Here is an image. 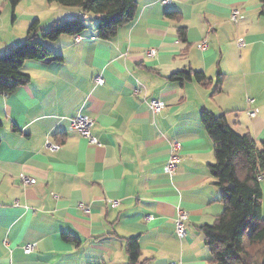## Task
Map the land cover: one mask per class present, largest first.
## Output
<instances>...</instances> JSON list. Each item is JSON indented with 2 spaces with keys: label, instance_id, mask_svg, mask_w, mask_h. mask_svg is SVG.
I'll use <instances>...</instances> for the list:
<instances>
[{
  "label": "crops",
  "instance_id": "crops-1",
  "mask_svg": "<svg viewBox=\"0 0 264 264\" xmlns=\"http://www.w3.org/2000/svg\"><path fill=\"white\" fill-rule=\"evenodd\" d=\"M236 8L243 15L238 21ZM260 8V0H138L134 19L100 38L94 14L79 7L45 0L13 7L0 0V54L25 40L35 20L48 28L57 20L92 18L81 33L39 35L54 54L26 60L30 81L0 92V264H130L132 236L144 264H211L202 225L214 224L225 206L210 171L216 144L201 112L226 114L237 132L264 142ZM173 11L178 19L168 15ZM189 67L211 84L170 78ZM219 73L222 90L215 92ZM96 75L105 82L97 84ZM152 98L166 107L155 113ZM253 108L258 114L251 117ZM79 113L95 119L98 143L69 128ZM175 139L181 159L167 172ZM47 141L61 147L52 150ZM22 174L36 181L25 182ZM179 207L189 213L183 239L175 227Z\"/></svg>",
  "mask_w": 264,
  "mask_h": 264
},
{
  "label": "trees",
  "instance_id": "trees-1",
  "mask_svg": "<svg viewBox=\"0 0 264 264\" xmlns=\"http://www.w3.org/2000/svg\"><path fill=\"white\" fill-rule=\"evenodd\" d=\"M15 7L20 0H8ZM66 6L79 7L97 19L96 30L100 38L113 37L118 28L136 15L138 0H48ZM260 14L264 17V0H260ZM169 16L178 19L177 12ZM81 17L57 20L48 28H41L35 20L28 29L25 40L0 54V92L10 93L30 81L24 71L26 60H44L54 53L37 37L54 40L61 34H77L87 28ZM185 27H180V37L186 40ZM62 58L60 55H55ZM179 82L196 80L204 85L211 78L203 71L183 68L171 74ZM223 74L217 77L215 92L222 90ZM201 120L216 144V161L210 171L222 189L224 212L214 224H204L202 229L211 253V264H264V216L262 208L264 179V142L258 145L249 133L237 132L228 122L226 114L216 115L203 108ZM2 120L0 119V126ZM130 264H144L140 259L138 236L127 239Z\"/></svg>",
  "mask_w": 264,
  "mask_h": 264
},
{
  "label": "built area",
  "instance_id": "built-area-1",
  "mask_svg": "<svg viewBox=\"0 0 264 264\" xmlns=\"http://www.w3.org/2000/svg\"><path fill=\"white\" fill-rule=\"evenodd\" d=\"M162 3L164 4H169L172 2V0H161ZM243 17L242 12L240 9L236 8L233 9L232 11V19L234 21H238ZM76 39L79 40L80 36H76ZM205 43H200L199 46L203 47ZM239 45L243 46L245 45V40L244 38H240L239 40ZM155 49L152 48L148 51L149 55H154L155 54ZM95 81L97 84H103L105 82V79L102 75H96L95 76ZM138 90V89H137ZM149 106L154 111L155 113H158L162 111L165 107L166 104L163 100L159 98H152L149 100ZM258 114V108H253L252 110L249 111V115L251 117H254ZM95 123V119L87 114L84 113H79L74 117L70 118L69 121V128L71 130H76L79 131L83 136H85L91 143H98V139L95 137V135L92 133V126ZM46 146L52 150H58L61 146L59 143L56 142H46ZM182 148V144L178 140H173L171 143V154L170 158L168 161V164L166 166V171L167 172H173L179 161H180V156H179V151ZM21 177L25 180V182H30L34 183L36 179L29 177L25 174H22ZM55 195V194H54ZM85 211L87 213L90 212V208L86 205L83 206ZM153 216L148 215L147 218L151 219ZM189 218V213L185 209L179 207L177 210L176 218H175V227H176V233L180 239H183L187 236L188 234V228H187V221ZM36 243H27L24 245V250L26 253H30L34 248H35ZM171 264H177L176 262H172Z\"/></svg>",
  "mask_w": 264,
  "mask_h": 264
},
{
  "label": "rangeland",
  "instance_id": "rangeland-1",
  "mask_svg": "<svg viewBox=\"0 0 264 264\" xmlns=\"http://www.w3.org/2000/svg\"><path fill=\"white\" fill-rule=\"evenodd\" d=\"M22 1V0H21ZM20 1V2H21ZM19 2V3H20ZM18 3V4H19ZM45 3H47V4H49V2H48V0H45ZM35 4V6H37V3H34ZM20 6H21V4H20ZM20 6H19V11H20ZM86 21H87V23L88 24H90L91 22H92V18L90 17V18H87L86 19ZM40 38V37H39ZM42 38V37H41ZM262 144H260V146H261ZM261 186H262V189H263V200H262V208H263V216H264V179H262V181H261Z\"/></svg>",
  "mask_w": 264,
  "mask_h": 264
}]
</instances>
